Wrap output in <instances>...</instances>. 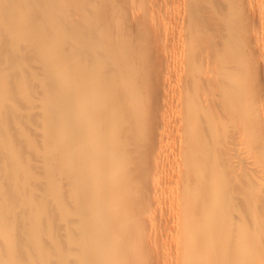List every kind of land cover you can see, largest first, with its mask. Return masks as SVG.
I'll list each match as a JSON object with an SVG mask.
<instances>
[{"label":"bare ground","instance_id":"bare-ground-1","mask_svg":"<svg viewBox=\"0 0 264 264\" xmlns=\"http://www.w3.org/2000/svg\"><path fill=\"white\" fill-rule=\"evenodd\" d=\"M252 119L264 0H0V264H264Z\"/></svg>","mask_w":264,"mask_h":264},{"label":"rangeland","instance_id":"rangeland-1","mask_svg":"<svg viewBox=\"0 0 264 264\" xmlns=\"http://www.w3.org/2000/svg\"><path fill=\"white\" fill-rule=\"evenodd\" d=\"M165 10H166V13H167V10H169V7H167V8H165ZM165 12V11H164ZM166 13H164L165 14V17H163V19H167V16H168V14H166ZM162 18V17H161ZM256 20V19H255ZM165 24H162L161 25V27H159L160 29L159 30H161V33L162 34H164L163 36H166L167 34H168V32H165L166 31V29H167V27H168V24L166 23V22H164ZM259 61V60H258ZM30 88L33 90V88L32 87H28V88H26V93H29L31 90H30ZM259 99L260 98V96H257L256 97V99ZM257 99V100H258ZM251 121H253V123H255L254 122V119H252ZM260 124L258 125V123H257V120H256V123L255 124H252L253 126H252V128H251V132L252 133H257V131H259V132H261V128L263 129L264 128V122L262 121V123L261 122H259ZM262 124V125H261ZM47 129V131H48V133H51V128H46ZM255 129V130H254ZM257 129V130H256ZM264 130V129H263ZM262 130V131H263ZM258 132V133H259ZM264 132V131H263ZM264 135V134H263ZM262 137H264V136H262ZM244 140V141H243ZM254 139H251V138H247V137H244L243 139H241V143H240V145L238 146L239 147V151L242 153V152H246V150H249V149H251V148H254L255 147V145H256V147L258 146V143H256L255 141H253ZM253 142V143H252ZM264 155V154H263ZM262 155V156H263ZM251 159H253V160H256V157L255 156H253L252 158H250V161H251ZM254 167V166H253ZM261 194V193H260ZM163 197H164V199H163ZM162 197V200L163 201H168V195H166V196H163ZM261 202H263V201H261ZM260 203V202H259ZM264 209V208H263ZM163 216L165 217V215H160V217H159V214L158 215H155V218L157 219V220H163L164 218H163ZM262 219H264V218H262ZM164 240H162L161 241V243L162 244H164L165 245V243H168L169 241L167 240H165L164 242H163ZM169 262H167L166 264H168Z\"/></svg>","mask_w":264,"mask_h":264}]
</instances>
